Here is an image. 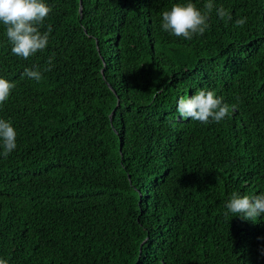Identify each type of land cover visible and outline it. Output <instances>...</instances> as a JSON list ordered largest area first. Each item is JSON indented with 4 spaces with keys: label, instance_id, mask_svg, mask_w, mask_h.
Segmentation results:
<instances>
[{
    "label": "trees",
    "instance_id": "obj_1",
    "mask_svg": "<svg viewBox=\"0 0 264 264\" xmlns=\"http://www.w3.org/2000/svg\"><path fill=\"white\" fill-rule=\"evenodd\" d=\"M81 2L48 0L49 44L27 59L0 27V75L15 82L0 117L18 133L0 156V257L264 264V216L223 214L232 193L264 191V0H214L191 41L161 29L178 0ZM200 88L235 109L220 123L179 119L178 99Z\"/></svg>",
    "mask_w": 264,
    "mask_h": 264
},
{
    "label": "clouds",
    "instance_id": "obj_2",
    "mask_svg": "<svg viewBox=\"0 0 264 264\" xmlns=\"http://www.w3.org/2000/svg\"><path fill=\"white\" fill-rule=\"evenodd\" d=\"M215 5L214 0H207L203 10L193 0H178L170 9L161 13V29L171 36L191 41L194 37L203 36L209 29V17ZM52 11L48 0H0V27L4 29L11 53L27 59L43 51L49 44L51 29L41 31L45 19ZM216 15L229 20L232 16L223 6L215 8ZM247 17L235 20V25L242 27ZM52 58L49 67L51 71ZM29 80L39 82L43 72L37 68H25L22 74ZM15 82L0 75V107L9 99ZM235 105H229L216 91L200 88L191 96H182L176 104L179 119L198 121L202 124L220 123ZM17 130L10 119L0 117V156L7 157L17 149ZM224 216H238L241 219L256 221L264 216V191L253 195H242L234 192L225 202ZM0 264H8L7 259L0 257Z\"/></svg>",
    "mask_w": 264,
    "mask_h": 264
},
{
    "label": "water",
    "instance_id": "obj_3",
    "mask_svg": "<svg viewBox=\"0 0 264 264\" xmlns=\"http://www.w3.org/2000/svg\"><path fill=\"white\" fill-rule=\"evenodd\" d=\"M81 3H82V2H81V0H80V10H79V12L81 11ZM117 103H118V102H117ZM114 111H115V110L112 111V114L114 113Z\"/></svg>",
    "mask_w": 264,
    "mask_h": 264
}]
</instances>
